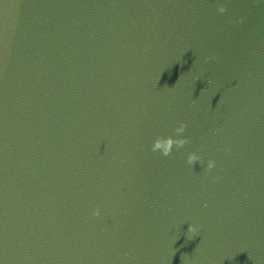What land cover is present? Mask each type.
<instances>
[{"label": "clouds", "instance_id": "clouds-1", "mask_svg": "<svg viewBox=\"0 0 264 264\" xmlns=\"http://www.w3.org/2000/svg\"><path fill=\"white\" fill-rule=\"evenodd\" d=\"M218 11L221 12V13H223L225 11V9L221 7ZM206 59H211V58L210 57H207ZM185 127H186L185 123L181 122V125L177 129V131L178 132H182V131H184ZM170 143H176L177 145H182L183 143H185V141L184 140H175V141H171ZM158 146H160L158 142L157 143H154V146H153V149L152 150L155 151L156 150V147H158ZM163 147H164L165 154H167V152H168V144H165ZM191 158H193V157H190V159ZM214 165H215V161L210 159L208 161V163H207V168L208 169H212L214 167ZM92 214L94 216H97V215H99V211L98 210H94ZM189 231L190 232H196L197 229L190 225L189 226Z\"/></svg>", "mask_w": 264, "mask_h": 264}]
</instances>
